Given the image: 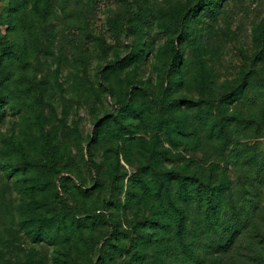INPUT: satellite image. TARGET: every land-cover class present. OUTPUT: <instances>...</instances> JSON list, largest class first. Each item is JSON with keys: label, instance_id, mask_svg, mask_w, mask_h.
Returning <instances> with one entry per match:
<instances>
[{"label": "rangeland", "instance_id": "374dc122", "mask_svg": "<svg viewBox=\"0 0 264 264\" xmlns=\"http://www.w3.org/2000/svg\"><path fill=\"white\" fill-rule=\"evenodd\" d=\"M0 57V264H264V0H0Z\"/></svg>", "mask_w": 264, "mask_h": 264}, {"label": "trees", "instance_id": "16d2710c", "mask_svg": "<svg viewBox=\"0 0 264 264\" xmlns=\"http://www.w3.org/2000/svg\"><path fill=\"white\" fill-rule=\"evenodd\" d=\"M15 11H18V8H14ZM173 57L174 66H178L181 55L178 49L175 50ZM1 59V57H0ZM1 75V73H0ZM1 110V108H0ZM3 112H0V115H2ZM249 156H252L251 153L248 154ZM262 161H264L262 159ZM258 170L260 173H262V176L264 177V165H259ZM173 174V171H171ZM170 172V173H171ZM177 177L180 178V182L182 185V198L189 200V198H192V201H196L199 204V207L202 209L203 214L206 216V220L210 225H216L218 224V220L221 211H222V203H223V197H224V189L226 186L225 180L222 178V173H219L214 166H212L209 169H199L192 175H186L185 173H174ZM180 211V219L181 222L183 221V218L186 214L185 206H179ZM238 209V210H237ZM236 211L239 212V208H237ZM243 210V208H242ZM226 223H224L225 225ZM228 226V224H227ZM179 239H182V234L179 232ZM217 246L220 247L221 245L219 242H216ZM219 245V246H218ZM223 245V244H222Z\"/></svg>", "mask_w": 264, "mask_h": 264}]
</instances>
